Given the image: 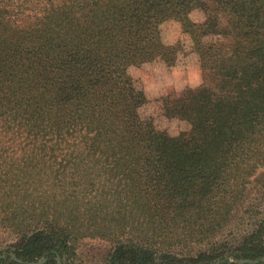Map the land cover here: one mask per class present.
I'll use <instances>...</instances> for the list:
<instances>
[{
	"label": "trees",
	"instance_id": "1",
	"mask_svg": "<svg viewBox=\"0 0 264 264\" xmlns=\"http://www.w3.org/2000/svg\"><path fill=\"white\" fill-rule=\"evenodd\" d=\"M213 3L224 26L201 0H0V231L26 243L20 263L0 264H73L70 239L95 236L116 244L110 264L264 257L261 229L238 246L170 250L208 243L264 167V0ZM166 23L202 81L155 102L182 123L172 133L141 115L129 72L177 64Z\"/></svg>",
	"mask_w": 264,
	"mask_h": 264
},
{
	"label": "rangeland",
	"instance_id": "2",
	"mask_svg": "<svg viewBox=\"0 0 264 264\" xmlns=\"http://www.w3.org/2000/svg\"><path fill=\"white\" fill-rule=\"evenodd\" d=\"M201 1L211 9L214 16L219 20L221 26H224L225 23H227V14L218 10L214 5L213 0ZM191 16L194 20L200 18V14L197 12L192 13ZM159 27L164 43L173 44L174 42L181 40L183 44V49L181 53L178 54L177 64L172 68H168L159 63L145 64L138 69L132 68L129 72L143 88L144 94L148 100L147 106L141 110V115L143 117H153L157 127L166 128L172 133V131L182 129V123L162 119L159 116L160 114L155 102L167 95L179 93L186 88H195L199 86L202 81H200L201 75L198 70V58L192 52L189 40L187 41L186 38L180 35L176 24L166 23ZM215 42L226 44L227 40L221 37L215 39ZM98 188L101 191L106 187ZM108 189L109 188L106 190ZM241 192L240 198L234 200L235 205L226 222L217 229L216 233L211 237V240L208 243L192 245L188 248L186 246L175 249L172 248L170 250L182 255H191L199 250H203L211 243H224L229 247L238 246L243 237L259 229L263 230L262 235L264 238V167L259 169L254 176L248 179L247 185ZM58 198L62 200V197L58 196ZM98 199L102 200V196ZM128 209L132 210V207ZM132 211L135 212V210ZM105 224H108L106 220L102 225ZM102 225L97 227L96 230L104 228L108 233L109 227H103ZM126 232H128V229ZM107 240L108 239H101L97 236L71 238L69 244L72 249V263L110 264L111 256L118 248H116L115 243H110ZM29 242L30 240L27 243ZM24 244L18 243L17 237L4 231H0V258H4V253H7L10 257L13 255L16 259V254L14 253L23 252L22 247ZM19 245L21 249L17 250V246ZM139 249L143 250L142 248ZM141 257H143V254H141ZM262 259L257 260L258 262L255 264H264ZM239 264L247 263L239 262Z\"/></svg>",
	"mask_w": 264,
	"mask_h": 264
},
{
	"label": "water",
	"instance_id": "3",
	"mask_svg": "<svg viewBox=\"0 0 264 264\" xmlns=\"http://www.w3.org/2000/svg\"><path fill=\"white\" fill-rule=\"evenodd\" d=\"M11 257L13 258V260H15V261H17L18 263H20V261L19 260H16L15 259V257L13 256V255H11ZM263 261H264V258L262 259ZM258 261L256 260V261H240V263H247V264H255V263H257ZM43 263V260H41L40 262H38L37 264H42ZM30 264H35V263H30ZM57 264H61L60 262H59V259H57Z\"/></svg>",
	"mask_w": 264,
	"mask_h": 264
}]
</instances>
